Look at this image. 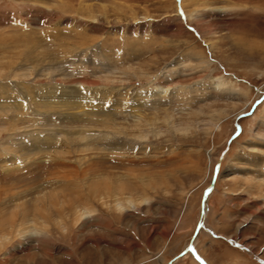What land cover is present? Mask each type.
<instances>
[{
	"label": "rangeland",
	"instance_id": "374dc122",
	"mask_svg": "<svg viewBox=\"0 0 264 264\" xmlns=\"http://www.w3.org/2000/svg\"><path fill=\"white\" fill-rule=\"evenodd\" d=\"M218 243L264 264V0H0V264Z\"/></svg>",
	"mask_w": 264,
	"mask_h": 264
},
{
	"label": "crops",
	"instance_id": "0c3cea01",
	"mask_svg": "<svg viewBox=\"0 0 264 264\" xmlns=\"http://www.w3.org/2000/svg\"><path fill=\"white\" fill-rule=\"evenodd\" d=\"M219 244H222V243H218V245ZM218 245L214 244V246L212 247V249L215 248L214 251H212L213 253H211L212 255L208 252L206 253V257L211 262V264H234V261L237 260V258L239 257L235 253L236 250H234L228 245L225 246L224 244H222V247L224 248L219 249L218 251V249H216Z\"/></svg>",
	"mask_w": 264,
	"mask_h": 264
},
{
	"label": "water",
	"instance_id": "95a60500",
	"mask_svg": "<svg viewBox=\"0 0 264 264\" xmlns=\"http://www.w3.org/2000/svg\"><path fill=\"white\" fill-rule=\"evenodd\" d=\"M259 102H260V100H257V101H256V104H258ZM233 137H234V136H233ZM233 137H232V138H233ZM232 138H231V139H232ZM230 141H231V140H230ZM212 188H213V187H212ZM212 188H210L209 190H211ZM205 194H206V195H204V200H203V202L205 201L206 196H207L208 193H205ZM202 214H204V205H203V209H202ZM202 219H203V216H202ZM202 219H201V220L199 221V223H198V226H197V229H196L195 235L198 233V231H199L201 225L203 224V220H202ZM193 239H194V237L192 238V240H193ZM192 243H193V242L191 241V243H190V245L188 246L187 250L192 249ZM183 253H184V252H183ZM183 253H181V254H183Z\"/></svg>",
	"mask_w": 264,
	"mask_h": 264
},
{
	"label": "bare ground",
	"instance_id": "6f19581e",
	"mask_svg": "<svg viewBox=\"0 0 264 264\" xmlns=\"http://www.w3.org/2000/svg\"><path fill=\"white\" fill-rule=\"evenodd\" d=\"M234 136H235V135H234ZM210 188H211V187H210ZM210 188H209V189H210ZM209 189H208L207 192H206V193H208V194H207V196H206L205 201L203 202V205H204V214H202V216H203V219H202V220H203V221H204V219H205V217H206V212H207V209H206V202H207V199H208L210 193H211L212 190H213V189H211V190H209ZM205 195H206V194H205ZM23 212H24V211H23ZM201 226H202V225H201ZM181 255H183V254H181Z\"/></svg>",
	"mask_w": 264,
	"mask_h": 264
}]
</instances>
